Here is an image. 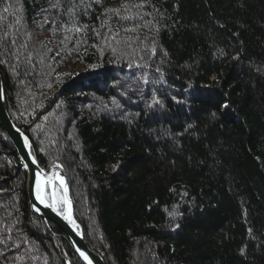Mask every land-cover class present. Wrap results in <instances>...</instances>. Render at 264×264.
<instances>
[{
  "label": "trees",
  "instance_id": "obj_1",
  "mask_svg": "<svg viewBox=\"0 0 264 264\" xmlns=\"http://www.w3.org/2000/svg\"><path fill=\"white\" fill-rule=\"evenodd\" d=\"M0 61L106 264H264V0H0ZM26 182L0 126V264H86Z\"/></svg>",
  "mask_w": 264,
  "mask_h": 264
},
{
  "label": "water",
  "instance_id": "obj_2",
  "mask_svg": "<svg viewBox=\"0 0 264 264\" xmlns=\"http://www.w3.org/2000/svg\"><path fill=\"white\" fill-rule=\"evenodd\" d=\"M0 126L14 145L19 160L22 163V169L27 175V196L30 202V208L33 215L44 219L56 225L63 233L67 235L72 242L78 255L86 264H105L103 258L92 250L84 239L82 227L76 221L74 216V207L70 197V190L66 174L60 168H54L49 173L42 170L37 161L31 154V145L28 138L14 125L9 117L4 94L3 80L0 75ZM63 181V184H61ZM62 191L64 199V211L60 213L57 206V193L55 187ZM49 204H54L56 210L52 207H45L37 199V191ZM49 191V198L47 197ZM83 253V256L81 255ZM84 256L88 259L85 260Z\"/></svg>",
  "mask_w": 264,
  "mask_h": 264
},
{
  "label": "snow or ice",
  "instance_id": "obj_3",
  "mask_svg": "<svg viewBox=\"0 0 264 264\" xmlns=\"http://www.w3.org/2000/svg\"><path fill=\"white\" fill-rule=\"evenodd\" d=\"M125 7H127V6H125ZM7 10L8 9L5 8V11H7ZM117 15H119L118 12H117ZM76 31H80V29L79 28H76ZM0 62H2V61H0ZM145 83H148V81L145 80ZM113 102L115 103V101H113ZM158 103H159V100L153 99V104H158ZM225 107H227V106L225 105ZM57 167H59V165H57ZM61 184H63V181H61ZM37 199L40 200L41 203H44L45 204V207H52L54 211L56 210L54 204H49V203L45 202V200L42 198V196L40 195L39 187H38V191H37ZM174 214L175 213H170V215H174ZM177 227H179V225H177ZM81 255L83 256V253H81ZM84 259L87 260L88 257L87 256H84Z\"/></svg>",
  "mask_w": 264,
  "mask_h": 264
},
{
  "label": "rangeland",
  "instance_id": "obj_4",
  "mask_svg": "<svg viewBox=\"0 0 264 264\" xmlns=\"http://www.w3.org/2000/svg\"><path fill=\"white\" fill-rule=\"evenodd\" d=\"M26 188H27V182H26ZM57 206H58V209L61 208L64 211V199H63V195L62 194L60 195L59 193H57ZM104 263H105V261H104Z\"/></svg>",
  "mask_w": 264,
  "mask_h": 264
}]
</instances>
